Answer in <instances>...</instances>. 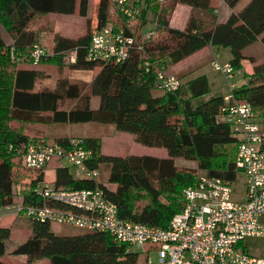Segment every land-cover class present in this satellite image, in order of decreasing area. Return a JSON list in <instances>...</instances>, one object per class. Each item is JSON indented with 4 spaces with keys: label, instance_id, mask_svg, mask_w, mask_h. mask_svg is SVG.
<instances>
[{
    "label": "trees",
    "instance_id": "obj_1",
    "mask_svg": "<svg viewBox=\"0 0 264 264\" xmlns=\"http://www.w3.org/2000/svg\"><path fill=\"white\" fill-rule=\"evenodd\" d=\"M142 1L140 14L132 19L123 15L110 0H99L94 26L89 24L87 31L77 38L55 32L50 53L40 56L35 63H53L72 70L96 69L89 81L59 78L53 87H38V81L47 77L41 68L13 66L11 74L5 75L7 81L0 87V96L7 94V115L11 119L58 127L88 122L111 124L115 129L132 133L142 144L164 147L170 157L106 155L101 152L99 137L78 133L77 137H71L81 139L82 145L91 151L88 166L108 165L106 180L74 178L68 166L58 165L53 184L73 188L99 185L105 197L116 204L119 217L166 227L183 207L182 191L194 182L197 170L227 182L237 177L234 160L239 137L221 119V108L227 103L246 102L264 120V0L244 3L222 0L231 9L224 19L214 13L211 0ZM88 3L89 0H0V23L11 40L7 45L0 36L1 71L11 62V49L34 64L29 54L37 40L36 31L31 27L36 16L72 14L76 6L79 14L85 16ZM179 3L192 9L181 29L170 25L171 15ZM149 13L153 27L149 30L151 35L146 37L149 31L145 32L143 27L149 22ZM108 22L131 35L134 42L120 61L89 60L87 48L91 33ZM208 45L227 48L228 62L234 72L242 71L244 81L230 88L227 102L223 95L207 97L210 87L206 74L188 78L200 68L199 64L179 72L178 76L175 74L178 79H184L176 89L158 88V72L169 73L174 64ZM71 52H74L73 61L67 56ZM244 63L250 65L249 70ZM92 96L98 97L95 108L90 106ZM64 100L75 103L62 108L60 104ZM0 110L6 111V108L0 104ZM70 135L75 134L61 131L52 134L51 139L46 136L33 139L63 145ZM30 138L22 133L4 132L0 139V207L14 203V159L29 173L19 193L20 209L16 217L21 219L16 224L28 226L31 234L11 253L24 255L28 260L48 257L49 264H128L121 259L130 244L117 241L107 232L79 228L80 231L59 234L52 230V222L23 214L25 207L44 203L35 192L36 185L44 181V169L30 170L23 164V145ZM173 156L192 160L196 167H178ZM10 232L9 227L0 226V256L5 254ZM0 264L6 263L0 261Z\"/></svg>",
    "mask_w": 264,
    "mask_h": 264
},
{
    "label": "built area",
    "instance_id": "obj_2",
    "mask_svg": "<svg viewBox=\"0 0 264 264\" xmlns=\"http://www.w3.org/2000/svg\"><path fill=\"white\" fill-rule=\"evenodd\" d=\"M110 1L132 19L144 6L142 0ZM150 35V31L145 34ZM133 42V37L123 29L107 23L91 33L87 58L120 61L127 56ZM48 53L45 47L34 44L29 58L35 64L40 56ZM67 56L74 60V52ZM210 65L226 77L234 73L230 63H221L217 56ZM156 80L158 88L164 91L174 90L180 84L175 75L163 71L157 73ZM235 85V81L229 82L230 88ZM228 99L225 96L226 102ZM220 117L239 137L234 163L237 174L245 176V195L240 200L233 198L235 180L227 182L198 172L194 182L182 191L181 210L171 217L166 227H160L119 217L116 204L105 197L99 185L55 187L53 183L41 181L35 192L44 203L25 207L23 214L42 221L107 232L117 241L138 244L147 253H155V261L146 258L145 264H264V254L252 253L244 244L248 237H264V120L246 102L225 104ZM90 154L79 138L71 137L63 145L29 139L23 145L22 159L30 170L44 169L52 160L65 162L74 178L95 181L100 171L88 166Z\"/></svg>",
    "mask_w": 264,
    "mask_h": 264
},
{
    "label": "rangeland",
    "instance_id": "obj_3",
    "mask_svg": "<svg viewBox=\"0 0 264 264\" xmlns=\"http://www.w3.org/2000/svg\"><path fill=\"white\" fill-rule=\"evenodd\" d=\"M247 0H242L241 3L246 2ZM99 0H89L88 9L85 16H82L78 12V8L76 6V10L72 14H61V13H48L46 15H38L36 16L32 22L31 27L35 29L37 34L36 44L41 45L51 51L52 48V38L53 34L59 33L61 35L77 38L80 35L84 34L87 31L88 25L91 24L94 26L96 24V10L97 4ZM183 4V3H181ZM185 5V4H184ZM218 5H216L217 7ZM110 9L113 8L111 4ZM218 9V7H217ZM149 22L143 27V30L149 31L152 29L153 24H151L152 15L149 13L147 15ZM135 21V20H134ZM132 21V23L134 22ZM112 23V22H108ZM135 23V22H134ZM133 23V24H134ZM0 36L3 38L5 44L9 45L11 43L10 36L6 32L5 28L0 23ZM258 52V48L255 50ZM214 54L217 55V59L224 63L227 61L229 52L226 48H215ZM11 64H5L4 71L0 69V87L3 86L5 75L11 74L12 67L18 66H37L43 70L47 77L38 81V87L48 86L53 87L55 82L59 78H68L70 81L74 82H82L89 81L92 76L95 74L96 69L92 70H72L66 66L59 67L53 63H45V64H32L24 59L23 55L16 54L13 51H10ZM191 58H187L185 61L189 62ZM13 62V64H12ZM194 62V63H192ZM190 64L197 65V62L190 61ZM184 65H179L175 67V69H169V73L176 74L178 76L179 72L186 70V67H182ZM244 67L249 69V64L244 63ZM199 70L206 73L209 81V87H216L217 91H223L225 93L228 92V83L230 81H235L238 78L240 73L234 72L231 76L226 77L219 71H215L209 62H204L201 64ZM167 72V71H166ZM195 74H190L188 78L194 77ZM241 79L244 81L242 77L241 71ZM180 80V79H179ZM184 80V79H183ZM183 80H180L183 81ZM238 83H241L239 81ZM75 103L74 100H64L61 102L60 107L69 108ZM0 104L6 108L5 110H0V139L4 132L8 133H22L28 137H45L50 138V136L54 133H58L61 131H66L70 135L77 137L78 133L80 134H89L95 135L100 138L101 141V152L106 155H118V156H126L128 154H145V155H153L160 158L170 157L167 150L164 147L158 146H150L140 143L132 133L115 129L111 124H102L97 122H88L82 124H63L59 127L57 125H40L38 123L33 122H25L19 121L15 119H11L7 115L8 103H7V94L3 93L0 96ZM98 104V97L92 96L90 101V106L95 108ZM173 162L178 167H196V163L192 160L185 159L181 156H173L171 157ZM13 170H14V203L9 206L0 207V226H6L10 228V236L6 240V250L5 254L0 256V261L6 264H49V258L44 257L37 260H28L24 255H14L11 253L13 248L22 243L30 234L31 230L28 226L18 225L16 222L20 221V217H16L17 208L19 206V193L25 187V182L28 181L29 173L24 170L19 161L15 158L13 161ZM65 162H58L52 160L49 164L44 168V182L47 184H52L54 180V172L55 168L58 165H65ZM100 174L97 180L101 182H105L107 174H108V165L100 164L99 166ZM200 170H197L199 172ZM31 174V173H30ZM35 175V172L33 173ZM89 180V179H88ZM244 181L245 176L242 173H238L233 184V198L239 200L244 198ZM108 185V184H107ZM108 187L112 188V185H108ZM18 225V226H17ZM51 228L54 232L59 234H67L74 231H80L79 228L69 226L67 224H58L55 222L51 223ZM245 246L252 253L264 254V237H248L244 241ZM149 258L152 261H155L156 256L154 252H148L144 250L143 247L138 244H131L129 250L122 257L121 261L127 262L128 264H145V259Z\"/></svg>",
    "mask_w": 264,
    "mask_h": 264
},
{
    "label": "crops",
    "instance_id": "obj_4",
    "mask_svg": "<svg viewBox=\"0 0 264 264\" xmlns=\"http://www.w3.org/2000/svg\"><path fill=\"white\" fill-rule=\"evenodd\" d=\"M211 1H212L211 2L212 5L215 6L214 13H217V15L221 19H224L228 15V13L231 11V9L222 0H211ZM216 5H218L217 6L218 9H217ZM191 11H192V9H191L190 6H188L186 4L184 5V4H181V3L177 4L175 9H174V11H173V13H172V15H171L170 25L172 27H174V28H179V29L183 28V26H184V24L186 22L187 16L189 15V13ZM215 48H217V47L208 45V46L196 51L195 53L187 56L186 58H184L183 60L179 61L178 63L174 64L171 67V69H175V67H177L179 65H184V66H182L183 68L184 67L189 68V67L194 65V64H190L189 63L190 61H195L200 66L204 62H209V64H210V61L215 56H217L216 54H214V49ZM228 52H229V50H228ZM187 58H191V60L189 62L185 61ZM229 59H230V53H229L227 61H229ZM192 63H194V62H192ZM249 69H250V65H249ZM199 72H201V71L198 69L197 71H195L192 74H195L193 76H196V75H199V74H206L205 72H202V73H199ZM238 73H240V74L238 75V78L235 80L236 81V85L238 84L239 81L242 82L241 71L238 70ZM230 82H232V81H230ZM230 92H231V89H230L229 83H228V92L227 93H225L223 91H217L216 87L214 88V87L211 86L210 92L207 95V97H210V96H213V95L229 96ZM68 134H70V133H68ZM84 135H86V134H84ZM95 181H97V180H95Z\"/></svg>",
    "mask_w": 264,
    "mask_h": 264
}]
</instances>
